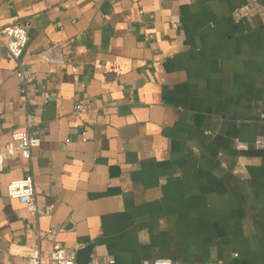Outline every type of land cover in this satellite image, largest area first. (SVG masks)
Segmentation results:
<instances>
[{"label": "crops", "instance_id": "1", "mask_svg": "<svg viewBox=\"0 0 264 264\" xmlns=\"http://www.w3.org/2000/svg\"><path fill=\"white\" fill-rule=\"evenodd\" d=\"M0 19L28 22L33 72L23 100L1 49L0 150L27 111L40 138L3 160L0 264L46 255L51 226L115 264H264V0H0ZM54 44L67 64L37 56ZM26 175L49 216L6 195Z\"/></svg>", "mask_w": 264, "mask_h": 264}, {"label": "built area", "instance_id": "2", "mask_svg": "<svg viewBox=\"0 0 264 264\" xmlns=\"http://www.w3.org/2000/svg\"><path fill=\"white\" fill-rule=\"evenodd\" d=\"M29 24L27 21H4L0 19V52L5 49L9 57L16 62L14 75L18 81V93L25 100L27 90L26 84L32 78L31 69L24 67L20 57L28 40ZM39 59L46 63H56L59 65L67 64V61L58 52L56 44L38 52ZM71 70L75 71V67L70 65ZM48 93H43V101L48 99ZM86 103L84 100H78L73 105V114L80 121L84 120V111ZM35 123L34 115L26 112L24 122L12 130L9 140L2 146L0 150V171H2L3 160L6 158L19 156L23 159H30L33 149L40 144V138L29 132L31 126ZM82 140H86L85 132H81ZM35 185L31 175L11 180L6 185V195L9 198L16 199L20 203L25 204L27 209L36 217L49 216L53 211V204L46 203L38 205L35 199ZM61 228L58 226L48 227L44 231L38 232L39 239H45L50 242V250L46 255L36 245L26 247L25 263L26 264H77L76 247L67 248L57 239ZM87 264H115L113 257H105L98 260L92 257ZM149 264H172L168 259L156 258Z\"/></svg>", "mask_w": 264, "mask_h": 264}, {"label": "water", "instance_id": "3", "mask_svg": "<svg viewBox=\"0 0 264 264\" xmlns=\"http://www.w3.org/2000/svg\"><path fill=\"white\" fill-rule=\"evenodd\" d=\"M92 243H88L87 245L76 249V258L75 261L77 264H87L91 259V252H92Z\"/></svg>", "mask_w": 264, "mask_h": 264}]
</instances>
